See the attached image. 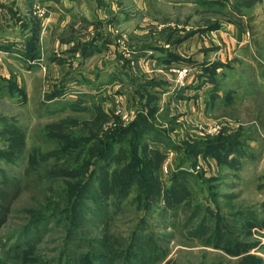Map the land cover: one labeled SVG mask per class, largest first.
Listing matches in <instances>:
<instances>
[{
    "label": "rangeland",
    "instance_id": "374dc122",
    "mask_svg": "<svg viewBox=\"0 0 264 264\" xmlns=\"http://www.w3.org/2000/svg\"><path fill=\"white\" fill-rule=\"evenodd\" d=\"M0 43V264H264V0H0Z\"/></svg>",
    "mask_w": 264,
    "mask_h": 264
},
{
    "label": "trees",
    "instance_id": "16d2710c",
    "mask_svg": "<svg viewBox=\"0 0 264 264\" xmlns=\"http://www.w3.org/2000/svg\"><path fill=\"white\" fill-rule=\"evenodd\" d=\"M141 47V46H138ZM141 49V48H140ZM140 118H144V117H140ZM143 121H141L142 123ZM132 126L127 127H117L114 132H111L110 135L107 136L106 140L112 139L116 134H118L119 132H125V131H129L131 130ZM76 135V134H75ZM67 139H64V137L61 139L63 142V146L61 147V151L63 152H71L76 148L71 149L72 147L69 145L71 143V141L69 142L68 137H65ZM75 142H86V139L81 138L76 140ZM78 146V145H76ZM107 143L106 145L101 146V144L99 143L97 146H95V148L98 149L97 154L94 155V159L92 161V163H94L95 165L98 164L99 162H107V160L105 159L107 154H108V150L112 151L111 146H113L112 144L108 145L107 149H106ZM66 147V148H65ZM75 147V146H73ZM95 151V149H93ZM108 157V156H107ZM91 163V164H92ZM3 186H0V228L5 224V222L7 221V217L8 215L11 213L12 207H13V203L14 201L17 199V197L21 194L22 190L20 188V186L16 183L13 182H8V181H4L2 182ZM88 184H85L81 190H86ZM81 186H79L80 188Z\"/></svg>",
    "mask_w": 264,
    "mask_h": 264
},
{
    "label": "crops",
    "instance_id": "0c3cea01",
    "mask_svg": "<svg viewBox=\"0 0 264 264\" xmlns=\"http://www.w3.org/2000/svg\"><path fill=\"white\" fill-rule=\"evenodd\" d=\"M117 15H115V17H116ZM114 18V17H113ZM129 18H131V16H128V15H124V16H120V17H116V20L118 19V21H119V23H121L122 21H128L129 20ZM109 23H111V21L109 22ZM98 24H102L101 22H98ZM110 25H112V24H110ZM97 30L95 29V31H93V33L95 32V34H97V32H96ZM31 34H32V32H31ZM133 35V34H132ZM135 35V34H134ZM133 35V36H134ZM133 36H132V38H133ZM16 37V36H15ZM15 37H9V40L10 41H12V42H14L15 40L13 39V38H15ZM4 38V37H3ZM2 38V40L1 41H4V42H6V40H7V38L8 37H6V38H4L3 39ZM99 38H102V35H101V37H99ZM2 44L3 43H0V46H2ZM136 47H138L137 45L135 46V48ZM1 50V49H0ZM163 62H166V63H169V62H171V63H174V61L173 60H171L169 57H165V58H163V60H162ZM199 65H202V64H200V63H196V66H199ZM210 84L208 83V84H204L203 86L201 85L200 86V88H206V87H208ZM162 94H167V93H165V91L164 92H162ZM163 97V96H162ZM166 99V96H164V98H163V100H165ZM165 109H164V106H162V111H164Z\"/></svg>",
    "mask_w": 264,
    "mask_h": 264
},
{
    "label": "built area",
    "instance_id": "2783aa9c",
    "mask_svg": "<svg viewBox=\"0 0 264 264\" xmlns=\"http://www.w3.org/2000/svg\"><path fill=\"white\" fill-rule=\"evenodd\" d=\"M186 74H187V70H185V69L180 70V72H179V82H180V84L184 82V79H185ZM122 113H123V109L120 108L118 110V114L121 115Z\"/></svg>",
    "mask_w": 264,
    "mask_h": 264
}]
</instances>
